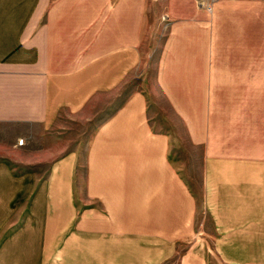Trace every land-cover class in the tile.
<instances>
[{
  "label": "crops",
  "instance_id": "1",
  "mask_svg": "<svg viewBox=\"0 0 264 264\" xmlns=\"http://www.w3.org/2000/svg\"><path fill=\"white\" fill-rule=\"evenodd\" d=\"M151 2L160 7L153 29L164 31L157 81L181 114H191L186 100L207 98L206 83L223 75L237 82V68H246L241 82L253 72L264 78V0H213L212 12L199 0H0V131L20 132L24 145L63 110L78 112L99 94L121 99L95 134L102 153L85 159L84 172L78 156L55 150L35 160L48 164L42 182L0 160V264H167L174 256L191 191L164 160L143 170L140 147L156 156L159 145L145 119L147 95L121 91L140 75ZM223 50L262 57L223 58ZM249 90L245 98H256ZM257 109L260 123L241 124L231 110L228 134L207 147L205 203L220 250L212 261L188 252L181 264H264V101ZM199 128L191 126L204 136Z\"/></svg>",
  "mask_w": 264,
  "mask_h": 264
},
{
  "label": "rangeland",
  "instance_id": "2",
  "mask_svg": "<svg viewBox=\"0 0 264 264\" xmlns=\"http://www.w3.org/2000/svg\"><path fill=\"white\" fill-rule=\"evenodd\" d=\"M212 1H205L206 5H202L201 0L199 3L201 6H205L206 10L212 12ZM147 12L150 13H147L143 27V58L139 69L136 70L137 72L135 71L136 73L140 72V75L129 76L121 91L127 95L134 89H140L147 95L145 119L149 123V131L157 138L159 145L156 147V156L153 155L152 149L144 145L140 147L143 170L147 169L149 165L157 168L160 161L164 160L174 166L176 176L179 181L183 182V187L188 186L191 191L187 196L190 208L189 217L185 220L182 228H177L178 230L176 229L173 234L177 238L175 254L167 264H181L183 256L187 257L188 252H190V256H192L191 252H200L209 256L212 261L214 252L217 253L220 250L221 244L212 242V218L205 203L203 172L204 160L209 154L207 147L213 142L214 134L220 132H227L228 134L231 110L234 115L233 120L238 124L246 123L249 117L251 118L247 122H261L262 109L258 110L257 108H260L264 101L260 95L261 91H264V78L261 74L253 72L252 78L249 74H242L243 82H241L238 78L246 68H237L239 74L234 76L237 77V82L224 80L228 77L223 75L221 83L214 81L206 83L207 98L186 100L188 107L185 109L191 114H181L177 106L179 100L167 97V93L162 89L156 77L157 65L161 55L160 48L164 39V31H161L160 27H156V31L153 29L154 25L159 24V20L157 22V16L160 12L159 4L157 2L149 3ZM237 21L239 20L236 18L228 19L233 30L236 28L235 23ZM243 21L246 22V19ZM254 25L255 29L260 30V17L254 19ZM255 46L259 47L260 44L255 43ZM211 54L213 55L214 52ZM247 56L260 59L262 51L223 50L222 52L223 58ZM254 69L256 71L257 68ZM212 78H217V76L214 75ZM251 85L256 98L246 99V92L250 91ZM120 101L121 99L113 94L109 96L99 94L88 106L78 112L63 110L49 130L42 132L38 137L31 138V140L25 139L24 145H20L23 143V139L19 136L20 132L0 131V160H7L9 166L17 172L16 174L29 173L30 176H40V182H42L48 173V164L35 160L41 155L53 154V150H55L56 156H78L81 159L78 170L84 172L86 170L85 159L95 151L102 153L100 147L93 145L95 134L102 125L103 119L107 118V115L118 106ZM197 101L200 102V108ZM250 101L254 102V108L250 106ZM247 107L250 110H246ZM220 125L222 130L219 131ZM191 126L200 127L199 130L204 136L198 137V131L193 132ZM255 129H260V125ZM198 138L204 140L198 141ZM59 142L61 145L56 146ZM161 147H163V151H161ZM154 157H156V163L152 161ZM156 180L158 183L165 181ZM126 181L130 183L132 180ZM78 182L82 186L85 185L84 179L80 178ZM142 182L143 185H150L148 180L143 179Z\"/></svg>",
  "mask_w": 264,
  "mask_h": 264
},
{
  "label": "built area",
  "instance_id": "3",
  "mask_svg": "<svg viewBox=\"0 0 264 264\" xmlns=\"http://www.w3.org/2000/svg\"><path fill=\"white\" fill-rule=\"evenodd\" d=\"M201 4L206 5L205 1H202V0H201ZM210 9H211V7H210ZM20 142H21V140H20ZM22 142H23V140H22Z\"/></svg>",
  "mask_w": 264,
  "mask_h": 264
}]
</instances>
